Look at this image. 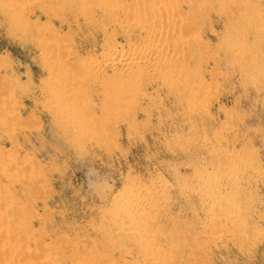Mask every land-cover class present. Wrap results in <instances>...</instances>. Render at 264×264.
<instances>
[{
	"label": "rangeland",
	"instance_id": "rangeland-1",
	"mask_svg": "<svg viewBox=\"0 0 264 264\" xmlns=\"http://www.w3.org/2000/svg\"><path fill=\"white\" fill-rule=\"evenodd\" d=\"M80 1L0 0V264H264V0Z\"/></svg>",
	"mask_w": 264,
	"mask_h": 264
},
{
	"label": "bare ground",
	"instance_id": "bare-ground-1",
	"mask_svg": "<svg viewBox=\"0 0 264 264\" xmlns=\"http://www.w3.org/2000/svg\"><path fill=\"white\" fill-rule=\"evenodd\" d=\"M79 1H80V0H79ZM114 1H115V0H114ZM122 1H124V0H122ZM136 1H138V0H136ZM148 1H149V0H148ZM148 1L145 2V3H146L145 5H148ZM161 1H162V0H161ZM163 1H164V0H163ZM165 1H167V0H165ZM80 2H81V1H80ZM168 2H169V1H168ZM123 3H124V2H123ZM123 3H122V4H123ZM138 3H139V1H138ZM143 3H144V2H143ZM160 3H161V2H160ZM160 3H158V4H160ZM163 3H164V2H163ZM165 3H166V2H165ZM169 4H170V3H169ZM129 5H130V4H129ZM152 5H153V2H152ZM165 5H167V4H165ZM170 5H172V4H170ZM130 6H131V5H130ZM136 6H137V4H136ZM138 6H139V5H138ZM143 6H144V5H143ZM149 6H151V4H150ZM163 6H164V5H163ZM163 6H161V8H160V7H158V8L156 7L155 9H153L154 11H153V15H152L151 17H150V15H148V14L145 15V16H146V18L144 19L145 21H146L147 17L150 18V19H148V21H146L147 24H149V27H150V28H153V27H156V28H157V21H159V19H161L160 16H162V13H161L160 11L163 10L164 7H165V6H164V7H163ZM167 6H168V5H167ZM173 6H174V5H173ZM125 7H126V6H125ZM140 7H142V6L140 5ZM120 8H121V6H120ZM135 8H136V7H135ZM137 8H138V7H137ZM149 8H150V7H149ZM149 8H148V9H149ZM171 8H173V7H171ZM123 9H124V5H123ZM130 9H131V7H130ZM130 9L128 8V10H130ZM144 9H145V8H144ZM144 9L142 10L141 8H138V11L140 10L139 13H140L141 11L144 12ZM151 9H152V8H151ZM151 9H150V10H151ZM174 9H175V7H174ZM128 10H127V12H129ZM167 10H168V9H167ZM145 11H148L147 8L145 9ZM151 11H152V10H151ZM163 11H166V10H163ZM135 12H136V11H135ZM141 13H142V12H141ZM141 13H140V14H141ZM145 13H146V12H145ZM159 13H161V15H160ZM163 13H164V12H163ZM143 14H144V13H143ZM149 14H150V11H149ZM142 16H143V15H142ZM142 16H141V17H142ZM137 17H138V16H137ZM128 18H129V17H128ZM142 18H143V17H142ZM168 19H169V18H168ZM168 19H167V21H168ZM172 20H173V19H172ZM172 20H171V21L169 20L168 22L166 21V22H167V23H165L166 26H167V24L170 23V22H171V24H168V25H170V27H171V26H174V24H172V23H173ZM145 21H144V23H145ZM159 22H160V21H159ZM141 23H142V21H141ZM174 23H175V22H174ZM122 25H123V24H122ZM145 25H146V24H143V26H144L143 29H144V31H145L146 34H147V32H149V31H147V30H149V28H147V30H146ZM154 25H156V26H154ZM160 25H162V24H160ZM176 25H177V24H176ZM176 25H175V27L178 28V25H177V26H176ZM164 26H165V25H164ZM164 26H163V27H164ZM137 27H138V26H137ZM158 27H160V26H158ZM166 28H167V27H166ZM171 28H172V27H171ZM177 28H176V29H177ZM143 29H141V30H143ZM157 29H158V28H157ZM161 29H162V28H161ZM176 29H175V30H176ZM151 30H152V29H151ZM153 30H154L153 32L150 31V32H152L151 35H150V38H151L152 36H154V37H156V38H157V37L160 38V37H161V34H162V30H156L155 28H154ZM164 32H165V31H164ZM164 32H163V34H164ZM155 33H156V34H155ZM153 34H154V35H153ZM145 36H147V35H145ZM148 37H149V36H148ZM156 38H155V40L157 41ZM150 40H151V39H150ZM155 40H152V42L155 41ZM158 40H159V39H158ZM150 42H151V41H150ZM152 42H151V43H152ZM154 43H155V42H153V44H154ZM145 49H146V47H145ZM117 53H119V52H117ZM122 54H123V53H122ZM123 55H124V54H123ZM125 55H126V53H125ZM127 55H128V54H127ZM127 55H126V57H125V56L122 57V55H120L119 58H118V60L121 61V64H122L123 67L125 68V72L127 71V72L129 73V71L131 72V69L133 70V68L135 67V64L133 65L135 59L132 60V58H127ZM108 56H109V55H108ZM116 56H117V54H116ZM109 57H110V56H109ZM111 57H112V56H111ZM128 57H129V56H128ZM134 57L136 58L137 55H136V56L134 55ZM158 57H159V56H158ZM112 58H113V57H112ZM155 59H156V58H155ZM158 59H159V58H158ZM118 60H116V61H118ZM159 61H160V60H159ZM161 61H162V60H161ZM161 61H160V62H161ZM113 62H114V61H113ZM160 62H159V63H160ZM54 63H55V62H54ZM114 63H115V62H114ZM155 63H158V61L155 62ZM159 63H158V64H159ZM110 64H111V63H110ZM165 64H166V63L164 62V65H165ZM169 65H170V64H169ZM133 66H134V67H133ZM164 67H166V66H164ZM164 67H163V69H164ZM167 68H168V67H167ZM116 69H117V68H116ZM122 69H123V68H122ZM152 69H153V68H152ZM160 69H161V68H160ZM163 69H162V70H163ZM116 71H118V72H117V73H113L115 76H117V77H118V76H119V77H120V76H123V75H121V73H124V72H121V70H120L121 73L119 72V70H116ZM123 71H124V70H123ZM113 72H114V71H113ZM162 72H163V71H162ZM113 74H112V77H113ZM102 75H103V74H102ZM104 76H105V75H104ZM115 76H114V77H115ZM106 77H107V76H106ZM114 77H113V78H114ZM103 79L106 80V78H103ZM100 80H101V78H100ZM113 80H114V79H113ZM121 80H122V79H121ZM121 80L119 81L120 83H121ZM101 81H102V80H101ZM136 81H137V80H136ZM116 82H117V81H116ZM116 82H115V83H116ZM119 82H118V83H119ZM122 82H123V80H122ZM133 82H134V81H133ZM102 83H103V82H102ZM123 83H124V82H123ZM105 84H106V83H105ZM105 84H104V85H105ZM107 84H109L108 81H107ZM133 85H134V84H133ZM109 86H110V85H109ZM122 86H123V85H122ZM127 87H128V86H127ZM121 89H122V88H121ZM7 257H8V256H7ZM10 257H11V256L9 255V262H10ZM11 258H13V257H11ZM12 261H14V260H12ZM22 263H23V262H22ZM8 264H9V263H8ZM12 264H13V263H12Z\"/></svg>",
	"mask_w": 264,
	"mask_h": 264
}]
</instances>
